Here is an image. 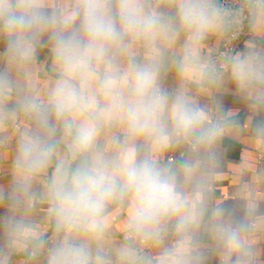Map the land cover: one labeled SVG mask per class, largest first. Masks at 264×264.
Listing matches in <instances>:
<instances>
[{
  "label": "clouds",
  "instance_id": "clouds-1",
  "mask_svg": "<svg viewBox=\"0 0 264 264\" xmlns=\"http://www.w3.org/2000/svg\"><path fill=\"white\" fill-rule=\"evenodd\" d=\"M0 45V264H264L257 203L212 195L226 84L264 144V0H0Z\"/></svg>",
  "mask_w": 264,
  "mask_h": 264
},
{
  "label": "crops",
  "instance_id": "crops-1",
  "mask_svg": "<svg viewBox=\"0 0 264 264\" xmlns=\"http://www.w3.org/2000/svg\"><path fill=\"white\" fill-rule=\"evenodd\" d=\"M251 35L249 32L236 51L244 49L245 42L251 38ZM224 38H212L208 41L206 54L214 55L220 49ZM2 47L3 45H0V48ZM48 57L47 49L40 50L37 72L41 77L49 69ZM167 86H174L172 76L169 77ZM214 95L216 103L224 110L235 111L238 114L240 124L218 146L220 160L213 176V198L217 202L238 208L253 201L258 205V214L264 215V144L258 143L252 133V125L257 121L252 120L247 103L236 94L234 84H226L223 90ZM257 119H264V115ZM11 132V129L0 132V184L10 180V156L14 149V140L10 138ZM170 155L175 154L170 153ZM3 213L4 210L0 207V216ZM43 217V209L38 208L35 219L42 227L44 226ZM115 227H119L118 223ZM0 243H2V235H0ZM260 247L264 249V240L261 241ZM24 259L23 256H16L13 261L14 264H21ZM210 264H216V261H211Z\"/></svg>",
  "mask_w": 264,
  "mask_h": 264
},
{
  "label": "built area",
  "instance_id": "built-area-1",
  "mask_svg": "<svg viewBox=\"0 0 264 264\" xmlns=\"http://www.w3.org/2000/svg\"><path fill=\"white\" fill-rule=\"evenodd\" d=\"M222 3L226 5H230L232 3V0H221ZM249 34V31L247 28L235 39V40H229L227 37L224 38L220 49L212 55V57L219 58L222 53H226L231 51L234 53L238 46L246 39L247 35Z\"/></svg>",
  "mask_w": 264,
  "mask_h": 264
}]
</instances>
